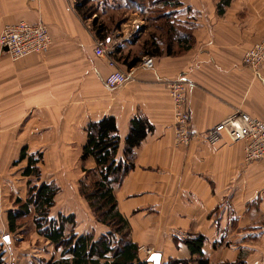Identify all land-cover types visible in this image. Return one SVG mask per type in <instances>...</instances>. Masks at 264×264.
Masks as SVG:
<instances>
[{
    "label": "crops",
    "instance_id": "crops-1",
    "mask_svg": "<svg viewBox=\"0 0 264 264\" xmlns=\"http://www.w3.org/2000/svg\"><path fill=\"white\" fill-rule=\"evenodd\" d=\"M105 1L110 11L84 21L76 0H0V35L6 25L45 23L53 39L49 52L17 61L0 47V244L6 259L16 253L8 214L17 210L18 200H27L29 181H35L24 175L28 158L42 155L41 182L61 188L58 202L68 187L78 191L87 171L96 168L94 159L82 161L88 124L115 118L118 159L124 160L131 121L143 117L153 130L135 149V168L115 191L133 241L160 254L165 264L192 256L186 245H175L176 238L203 235L210 264H234L239 257L264 264V160L247 162L244 142L227 137L217 146L199 138L176 147L168 88L178 78L191 82L188 109L200 134L237 112L264 120V67L256 78L242 65L245 53L264 37V0H232L223 13L220 0H184L178 18L194 26L193 49L179 57H154L150 67L142 66L150 57L130 70L120 64L130 78L115 89L105 82L114 71L109 63L116 62L114 50L139 56L150 29L142 24L139 40L132 42L117 25L123 17L132 22L137 8L128 0ZM94 19L107 30L102 40ZM102 45L111 48L106 56L96 53ZM23 149L27 158L21 161Z\"/></svg>",
    "mask_w": 264,
    "mask_h": 264
},
{
    "label": "trees",
    "instance_id": "trees-1",
    "mask_svg": "<svg viewBox=\"0 0 264 264\" xmlns=\"http://www.w3.org/2000/svg\"><path fill=\"white\" fill-rule=\"evenodd\" d=\"M138 10H143L142 1L128 0ZM184 0H148L145 10L147 29H154L149 38L142 42L139 56L122 55L120 48L114 50L113 58L129 70L138 66L143 57H179L194 47V26L178 18V9ZM232 0H220L219 11L224 10ZM90 0H76V11L86 21L97 14ZM93 28L99 39L107 37L106 28L93 20ZM133 36L132 42H137ZM153 130L149 121L136 117L131 121L130 132L126 138L125 159H118L120 137L116 120L107 117L99 122H91L87 126L88 140L83 148L82 161L94 159L96 168L87 171L86 180L80 181L79 194L88 203L97 223L108 231L95 238L94 234H78L71 231L67 235V225H76L73 214H58L53 218L51 211L56 206L57 196L61 188L54 183L41 182L42 173L39 168L42 155L28 158V166L24 170L27 177L34 176L37 184L30 182L28 199L17 201L19 207L8 214L9 231L16 232L21 228L19 221L29 216L34 210L35 227L56 251H60L59 259H51L43 264H149L148 259L141 258L139 245L132 239V228L129 220L118 209L116 189L120 187L126 176L135 168V149L141 145L148 133ZM27 158L26 149L21 153V161ZM96 178L89 181L90 177ZM89 181V183L87 182ZM32 184V185H31ZM33 207V208H32ZM208 239L203 235H189L184 239H175V245H186L191 252L187 260L170 259L165 264H210L208 254L204 251ZM0 264H8L3 245L0 244ZM234 264H246L239 257Z\"/></svg>",
    "mask_w": 264,
    "mask_h": 264
},
{
    "label": "built area",
    "instance_id": "built-area-1",
    "mask_svg": "<svg viewBox=\"0 0 264 264\" xmlns=\"http://www.w3.org/2000/svg\"><path fill=\"white\" fill-rule=\"evenodd\" d=\"M52 44L50 29L45 23L19 22L6 25L0 35L2 52L15 61L31 55L45 54L49 52ZM107 51V47L102 45L96 50V53L100 56H106ZM109 63L114 71L105 80L107 86L115 89L127 84L130 74L118 69L114 60L110 59ZM152 64L153 59L147 58L142 66L150 67ZM242 65L250 70L256 78H262L264 37L245 53ZM190 85L191 82L187 78H178L168 82L169 94L173 103L175 146L189 147L199 138H203L211 146H217L224 137H227L232 143L244 142L245 160L247 162L263 161L264 120L254 118L244 112H237L207 132L200 134L191 124L187 100ZM139 251H143L147 256H151L153 252L146 248H140Z\"/></svg>",
    "mask_w": 264,
    "mask_h": 264
},
{
    "label": "rangeland",
    "instance_id": "rangeland-1",
    "mask_svg": "<svg viewBox=\"0 0 264 264\" xmlns=\"http://www.w3.org/2000/svg\"><path fill=\"white\" fill-rule=\"evenodd\" d=\"M137 1L139 2L140 0ZM142 2L144 9H147L148 0H143ZM90 4L91 6H93L92 8L96 11L97 15L99 16H101L103 13H106L107 11H110V9L108 8V4L105 0L91 1ZM135 10L137 12V15L139 14V16H136L132 22L129 23V18L126 19L125 17L122 16L123 18H121L119 25H117V27H119L120 29L122 28L123 30L124 28V30H127L128 33H130V36H134V35L138 36L142 32V27H143L142 24L146 27L149 26L146 20L145 10L143 12H139L137 9ZM99 23H101V21ZM113 25L115 26V24ZM137 25L139 26V28L136 27ZM90 27L92 28V23ZM150 30L147 33L148 35L154 31V29L152 28H150ZM144 37H147V35ZM110 50L111 48L109 47L107 52H109ZM116 64H117L116 67L121 70L120 67L121 63L116 61ZM43 164L44 161L43 158H41V163L39 164L40 170H42ZM86 178H83V180H86ZM94 178L96 177L91 176L89 181H91ZM33 180L35 181L32 182L29 181V183L30 182L32 184L36 183L37 180L35 178ZM89 181L87 180L88 183ZM68 188L70 190L69 193H64L60 195L59 201L56 202L55 208L52 209L51 214L53 218H58V214L60 213L66 216L73 214L76 219V225L75 227H72L71 224L67 225V229H68L67 235H70L71 231H75L78 234L83 232L84 233L91 232L92 234H94L95 238H99L100 234L104 231H108V229L105 226L97 223L93 212L88 206V203L85 201L84 198L80 196L79 187H78V191H75L73 187L72 188L68 187ZM35 216L36 214L35 212H33L28 216V218L24 220V224L21 225L24 226L22 232L18 230L16 231L15 234H13V236L10 235L9 233V237L11 239L13 238V244L16 246L14 250L16 253L12 252L11 255L7 256L8 264H43V262H48L53 258L56 260L60 258V251H56L53 245L46 242L45 238L41 236L37 231L35 227ZM1 241L2 244L6 243L4 238H2ZM37 250L40 251L39 254H37ZM142 252H140L141 258L145 259L146 254ZM19 254H28L30 256H21ZM188 258L189 255L185 257L181 256V260Z\"/></svg>",
    "mask_w": 264,
    "mask_h": 264
},
{
    "label": "water",
    "instance_id": "water-1",
    "mask_svg": "<svg viewBox=\"0 0 264 264\" xmlns=\"http://www.w3.org/2000/svg\"><path fill=\"white\" fill-rule=\"evenodd\" d=\"M148 262L153 264H161V255L156 253L149 257Z\"/></svg>",
    "mask_w": 264,
    "mask_h": 264
}]
</instances>
